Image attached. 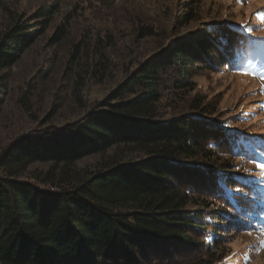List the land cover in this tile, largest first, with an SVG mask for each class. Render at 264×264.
<instances>
[{
  "label": "trees",
  "instance_id": "16d2710c",
  "mask_svg": "<svg viewBox=\"0 0 264 264\" xmlns=\"http://www.w3.org/2000/svg\"><path fill=\"white\" fill-rule=\"evenodd\" d=\"M198 2L185 1L182 24L195 20ZM52 12L42 8L34 26L18 22L3 33L0 72L43 34ZM215 32V38L207 29L176 40L139 62L81 118L18 137L2 150L0 264H212L215 256L209 261L188 252L194 236L203 235L211 246L225 237L221 230L209 233V226L224 225L220 220L239 225L249 218L264 225L263 187L250 185L245 175L223 173L226 165L218 158L223 148L251 158L255 146L235 132L214 129L210 117L216 111L194 93V77L215 60V51L224 52L218 40L230 44L223 29ZM138 33L158 35L149 26ZM233 34L223 59L238 68L249 62L252 44L243 31ZM170 99L183 104L180 115L166 117L174 107ZM95 155L104 159L79 167ZM246 188L247 195L238 191ZM200 191L224 205L220 218L192 210L213 205Z\"/></svg>",
  "mask_w": 264,
  "mask_h": 264
},
{
  "label": "rangeland",
  "instance_id": "374dc122",
  "mask_svg": "<svg viewBox=\"0 0 264 264\" xmlns=\"http://www.w3.org/2000/svg\"><path fill=\"white\" fill-rule=\"evenodd\" d=\"M185 1L0 0V37L18 22L30 20L34 26L35 14L42 8L53 11L43 34L13 67L0 72V154L18 137L81 118L110 96L139 62L176 40L192 38L207 29L215 38L220 33L215 29H223L230 44L218 40L224 52L215 51V60L194 77V93L203 96L216 111L210 117L214 129L219 126L221 133L235 132L255 146L251 158L219 149V164L225 163L227 170L223 173L245 175L250 185L264 189V171L257 167L264 165V82L260 78L264 76V0H199L192 9L195 20L182 24L180 15L189 7ZM141 26L154 28L158 35L140 38ZM237 30L243 31L252 44L249 62L238 68L229 67L223 59L230 53ZM245 69L253 71L255 78L241 75ZM171 99L174 107L165 110L166 117L180 115L184 108ZM212 135L216 139L217 133ZM112 154L114 150L108 153ZM102 159L98 155L85 158L79 167L93 168ZM211 169L217 171L218 164ZM238 191L249 193L248 188ZM200 194L213 199L203 191ZM222 209L224 205L215 199L208 207H192L214 211L210 216L217 219ZM220 221L224 225L209 226V233L221 230L225 237L210 246L203 243V235L194 236L195 243L188 252L203 254L212 264H264L262 223L249 218L239 225Z\"/></svg>",
  "mask_w": 264,
  "mask_h": 264
},
{
  "label": "snow or ice",
  "instance_id": "6c2138e0",
  "mask_svg": "<svg viewBox=\"0 0 264 264\" xmlns=\"http://www.w3.org/2000/svg\"><path fill=\"white\" fill-rule=\"evenodd\" d=\"M242 2H246V0H242ZM264 19V18H262ZM241 75H251L255 78V73L249 69H245L243 72L240 73ZM262 82H264V76L260 77ZM257 167L261 168L262 171H264V165H257ZM248 169H245V172H248ZM264 243V241H262Z\"/></svg>",
  "mask_w": 264,
  "mask_h": 264
}]
</instances>
